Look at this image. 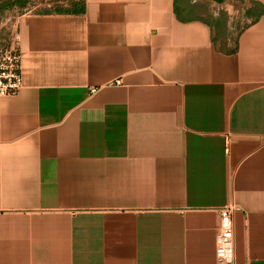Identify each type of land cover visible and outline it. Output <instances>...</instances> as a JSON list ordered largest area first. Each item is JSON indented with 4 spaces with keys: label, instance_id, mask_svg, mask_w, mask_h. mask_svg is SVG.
<instances>
[{
    "label": "crops",
    "instance_id": "0c3cea01",
    "mask_svg": "<svg viewBox=\"0 0 264 264\" xmlns=\"http://www.w3.org/2000/svg\"><path fill=\"white\" fill-rule=\"evenodd\" d=\"M0 34V264H218L232 203L264 264V0H0Z\"/></svg>",
    "mask_w": 264,
    "mask_h": 264
},
{
    "label": "built area",
    "instance_id": "2783aa9c",
    "mask_svg": "<svg viewBox=\"0 0 264 264\" xmlns=\"http://www.w3.org/2000/svg\"><path fill=\"white\" fill-rule=\"evenodd\" d=\"M120 84L121 81H116ZM23 87L21 54L15 43L0 47V97H13ZM92 92L96 88H91ZM237 210L233 203L218 210L219 225L216 237V257L218 264L235 263V228L233 216Z\"/></svg>",
    "mask_w": 264,
    "mask_h": 264
},
{
    "label": "rangeland",
    "instance_id": "374dc122",
    "mask_svg": "<svg viewBox=\"0 0 264 264\" xmlns=\"http://www.w3.org/2000/svg\"><path fill=\"white\" fill-rule=\"evenodd\" d=\"M9 42H11L9 34H0V47L6 46Z\"/></svg>",
    "mask_w": 264,
    "mask_h": 264
},
{
    "label": "water",
    "instance_id": "95a60500",
    "mask_svg": "<svg viewBox=\"0 0 264 264\" xmlns=\"http://www.w3.org/2000/svg\"><path fill=\"white\" fill-rule=\"evenodd\" d=\"M216 2H218V3H222L223 2V0H215Z\"/></svg>",
    "mask_w": 264,
    "mask_h": 264
}]
</instances>
